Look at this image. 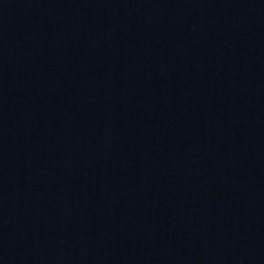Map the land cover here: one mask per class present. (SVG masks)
I'll return each mask as SVG.
<instances>
[{
  "label": "water",
  "instance_id": "obj_1",
  "mask_svg": "<svg viewBox=\"0 0 264 264\" xmlns=\"http://www.w3.org/2000/svg\"><path fill=\"white\" fill-rule=\"evenodd\" d=\"M0 264H264V0H0Z\"/></svg>",
  "mask_w": 264,
  "mask_h": 264
}]
</instances>
